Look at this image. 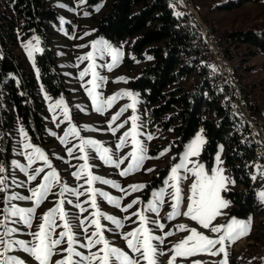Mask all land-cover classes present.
<instances>
[{"label":"snow or ice","instance_id":"6c2138e0","mask_svg":"<svg viewBox=\"0 0 264 264\" xmlns=\"http://www.w3.org/2000/svg\"><path fill=\"white\" fill-rule=\"evenodd\" d=\"M59 6L66 7L63 4ZM100 7L102 5L96 6L93 11H100ZM68 10L72 11V9ZM83 14L89 15L88 12ZM175 15L179 18L184 13L177 12ZM59 21L61 25L71 23L64 17H60ZM61 30L65 31V35L69 34L63 28ZM95 31L85 32L79 37L73 35L72 38L84 39ZM39 43V37H34L33 40L24 44L27 56L33 65H35L34 54L44 51L38 46ZM76 47L90 49L77 57L79 63L74 67L79 68L80 64L88 62L78 72V79L82 82L91 100L92 108L97 113L107 112L120 98L127 97L131 101L111 115L107 121V128L103 130L116 136L126 125L130 127L116 138L113 147L106 146L104 142L97 139L85 137L81 135L82 132L101 131V129L89 125L77 127L72 121L71 109L63 95L52 102L53 98L44 91L43 85H40L44 99L50 101L47 104V110L52 114L51 121L55 128L59 129L64 124L68 125L62 135L52 129L47 131L65 146L67 160L59 156L55 159L63 160L75 169L71 172V176L76 183L70 186L62 179L49 155L32 142L29 132L20 124L17 127L19 135L16 148L12 151L23 157V162L12 159L10 167L0 162V204H2L0 207V264H26L23 259L13 254L16 251L28 254L37 264H160V258L166 254L163 248L165 240L174 234L171 229L165 231L166 224L162 222L160 216L165 204L169 206L170 211L163 217V221L171 222L180 215H184L215 234L213 238L198 231L197 228H188L183 224L176 225L177 230L187 231L190 234L167 250L172 253L169 264H175L177 258L192 257L201 253L211 256L222 255L219 264H228V245L248 234L250 220L229 217V222L225 224H213L218 216L224 215L221 210L226 209L230 204V201L222 197V192L228 191V184H235L233 178L224 174L225 169L221 159L223 146H217V152L213 157L214 167L210 171L207 170L199 161L207 144L204 130L199 129L194 138L184 145V150L172 157L174 163L168 169V174L162 178L161 186L151 188L147 201L142 197H136L131 202L122 204V201L133 193L142 192L150 186L141 182L123 187L116 180L94 174L92 171L94 166L89 163L93 154L104 165L114 167L120 176L126 177L142 169L146 173L155 171L153 168L144 169V162L152 158L160 159L171 151L173 145H169L155 157L149 156L145 141H151L154 136L147 130L146 122L142 121L138 114V105L141 103L138 99L140 94L122 89L112 96H104L102 89L106 87L108 78L101 72H111L119 66L124 58L122 47L114 46L105 38L94 39L85 44H78ZM146 58L152 59L150 56ZM35 73L39 77L38 68H35ZM65 75L71 74L65 73ZM85 77L90 79L85 81ZM114 82L127 83L128 78L118 77ZM75 108L81 112L85 110L84 106L79 104L75 105ZM129 110L132 111V115L117 124L121 116ZM258 159H264V157H258ZM73 160L83 162L72 164ZM245 167L252 170L249 175L250 180L255 182L258 179H264V164L250 162ZM17 171L26 179L18 180ZM189 176L193 177V182L189 186V203L186 210L182 212L184 196L181 182L186 181ZM33 182H36L35 186ZM97 182L111 186L122 195L114 196L108 191L96 188ZM17 188L26 189L28 194H21L15 190ZM52 195L57 198L54 206L37 218L38 207ZM258 195L260 202L264 203V191ZM82 197L84 199H81ZM98 197L126 215L117 217L101 211ZM16 201H30L32 206H20L15 203ZM65 205L69 207L66 208ZM138 205L140 207H137ZM133 208L136 210L130 212L129 210ZM37 219L39 223L33 231V224ZM102 220L107 223H102ZM128 222L138 226L125 232L123 229ZM157 231L160 234H156ZM105 233L120 236L126 241V248L129 251L115 246ZM17 235H26L30 239H17ZM54 256L61 258L53 261ZM192 264H202V262L193 260Z\"/></svg>","mask_w":264,"mask_h":264},{"label":"trees","instance_id":"16d2710c","mask_svg":"<svg viewBox=\"0 0 264 264\" xmlns=\"http://www.w3.org/2000/svg\"><path fill=\"white\" fill-rule=\"evenodd\" d=\"M48 1L0 0V161L5 164L12 148L6 130L17 116L32 141L44 143L47 108L37 90V80L24 61L8 51V46L18 41V29H23L26 36L36 33L42 37L44 51L36 55L35 62L45 90L59 96L66 89L56 52L46 45L58 21V12ZM87 1L91 9L104 4L97 35L115 44L126 42L142 62L152 57V62L130 82L140 93L141 108L147 109L150 119L163 132H175L177 151L202 127L207 140L202 159L211 166L217 146L222 144L225 170L243 187L225 192L233 204L231 214L245 217L258 208L256 181L250 180L252 170L245 165L264 164V159H258L264 157V146L240 110L237 98H241L254 124L259 125L263 114L258 96L264 92V79L253 82L250 76L256 70L251 60L264 54V26L229 29L216 38L223 60L230 64V77L216 66L215 53L200 26L191 21L178 0ZM252 1L259 0L230 1L221 7L233 9ZM177 12L184 15L177 18Z\"/></svg>","mask_w":264,"mask_h":264},{"label":"rangeland","instance_id":"374dc122","mask_svg":"<svg viewBox=\"0 0 264 264\" xmlns=\"http://www.w3.org/2000/svg\"><path fill=\"white\" fill-rule=\"evenodd\" d=\"M230 1H237V0H186V2L185 0H178V2L187 10L192 22L198 24V22L195 20V14H196L197 20L201 21L205 25L204 30L206 32L208 39L207 43L209 44L212 50L215 49V51L214 50L213 51L215 53V59L217 61L216 66H218V68L221 70L223 74H228V75L232 73L231 67L227 61L223 60L219 47L217 46V44H215L216 38L220 34H222L223 32L229 29L252 27L256 25L264 26V0L247 2L242 6L235 7L233 9H227L221 7ZM48 4L58 12V21L53 25V30H52L53 35L51 38V42L47 43L46 45L54 49L56 52V63L59 70L61 71L63 83L66 88L61 95H63V97L66 100V103L71 109L72 121L77 125V127H81L83 125H89L97 129H101V131H84L81 133V135L85 137L97 139L99 141L104 142L106 146L113 147L116 142V138L123 131L128 130L130 125H126L124 129H121L120 132L116 134V136H113L110 132L104 131L103 129L107 128V121L111 118V115L115 114V112H117L123 105L130 103L131 101L127 97L120 98L114 103L112 108H110L105 113H97L92 108L91 100L88 97L85 88L82 86V82L78 79V72L82 70L87 65L88 62H84L80 64L79 68L74 67L75 64L79 63L77 57L88 52L90 49L77 48L76 45L85 44L94 39H99V38L107 39V38L101 35H97L96 31L93 32L92 35L84 37V39L72 38L73 35L79 37L82 36L85 32L97 30L98 19L104 13V4L103 5L100 4L102 5V7H100V11L98 12L93 11V9L96 6H94L93 9L89 8L87 0H83V2H81V0H49ZM61 4L65 5L66 7H60L59 5ZM68 9H72V11H69ZM84 12H88L89 15L85 16L83 14ZM60 17H64L66 21H70L71 23L70 24L65 23L61 25L59 21ZM62 28L66 30L69 34L65 35V31L61 30ZM200 29L202 34L205 33L203 32L204 30L201 27ZM210 29L212 32L210 31ZM25 34L26 32L23 29H18L17 30L18 41L14 44L9 45L8 51L12 52L20 60H23L29 72H31L34 75V77L37 80V90L41 96V99L45 102L47 108V104L50 101H46L43 97L40 88V85L42 83L40 81V77H37L35 73V68H37L36 62L35 65H33L31 59L27 56L26 50L24 48V44L29 40H33L34 37H39L40 43L38 46L43 48L42 37L36 33L31 34L29 36H26ZM107 40L110 41L109 39ZM111 43L114 46L122 47V50L124 52V58L122 59L119 66L115 67L111 72H107V71L101 72L102 75L107 76L108 78V83L106 87L102 89L104 96L105 97L112 96L116 92L122 89L131 90L135 93H139L138 91L133 89L130 82L131 80L137 78L141 74L143 67L146 64L151 63L152 59L146 58V60L142 62L139 58H137V56L131 53L126 42H121L119 44H115L113 42ZM38 53L39 52L34 54L35 59ZM0 56H2L1 49H0ZM133 57L135 59H132ZM128 58L131 59L129 60ZM251 64L256 65V70L250 76V80H252L253 82H258L261 79H264V54L261 53L255 56L251 60ZM65 73H69L71 75H65ZM118 77H126L128 78V82L127 83L114 82ZM88 79H90V77H85V81H87ZM43 89L44 91H46L44 87ZM48 94L53 98L52 102H54L56 99H59L61 96V95L53 96L50 93ZM138 99L142 101L141 95H139ZM1 100L3 107H6L4 94H1ZM258 100L262 108L263 115L260 119L259 125L255 124L251 126L253 127V130L256 134H257L256 126L259 129H261L262 133L264 134V92H262L258 96ZM77 104L84 106L85 109L84 112H81L80 110L75 108V105ZM138 114L141 116V120L146 122L147 130L150 131L154 136V138L151 141H145L147 144L149 156L155 157L157 153L168 148L169 145H173V147L171 148V151H169L165 156L161 157L160 159L152 158V159H147L144 162L143 165L144 169L153 168L155 169V171L146 173L142 169L141 171L135 172L126 177L120 176L118 174V170H116L114 167L104 165L103 162L95 158V154H93V158L89 160V163L94 166L92 168L94 174L104 178L116 180L123 187L141 182L146 183L150 186L149 188H146L142 192L133 193L131 196L124 199L122 201V204H127L136 197H142L145 201H147L149 198L148 193H150L151 188H156L161 186L162 178L168 174V169L174 163L172 157L177 156L178 153L184 150V147L180 151L176 150L177 144L175 143V140L177 136L175 132L172 129L169 130L168 132H163L157 126V124L150 119L149 112L147 111V109L143 110L141 108V103L138 105ZM51 115L52 114L48 110L44 115L45 130L43 131L42 134L44 143L37 144L33 141L32 142L40 146L42 149H44V151L49 155L50 159H52L53 166L60 173L62 179L66 181L70 186H74L76 181L71 176V172L74 171L75 169L72 168L68 163H65L63 160L55 159V157L59 156V157H63L64 160H67L66 148L59 142L58 138L52 137L47 131V129H52L53 131H56L59 135H62L63 130L68 125L64 124L61 126V128L56 129L53 122L51 121ZM130 115H132L131 110L124 113V115L121 116L120 120H118L116 123L117 124L121 123L124 119H126ZM20 124L23 125L21 119L17 116L14 119V124L9 129L6 130L7 136L12 141L10 159L8 163H6V166L8 167H10V161L12 159H17L23 162V157L16 155V153L12 151V149L16 148V140L19 135L17 132V127ZM199 129H203V128L201 127ZM257 137L259 140L258 134ZM192 138H194V136H192L186 142V144ZM221 159L223 161L222 166L225 169L224 148L221 154ZM199 161L203 163L205 165V168L209 171L214 167V162L210 166L207 164L206 160L202 159L201 156L199 157ZM82 162L83 161L73 160L72 164H79ZM161 174H162L161 179H158L157 177H160ZM224 174L226 176L231 177L226 172V170ZM16 177L18 180L26 179V177L23 174L19 173L18 171L16 172ZM153 181H155L154 184H152ZM192 182H193V177L191 176H189V178L186 181L181 182V187L183 188L182 194L184 196V201L181 208L182 212L186 210L187 205L189 203L188 201V197L190 195L189 186L191 185ZM35 183L36 182H33V186H35ZM95 187L104 191H108L110 194L114 196L122 195V193H120L118 190L112 189L111 186L104 185L99 182L95 184ZM227 187H228V191L238 190L243 188L242 186H239L236 183L234 185L228 184ZM15 190L19 191L21 194H25V195L28 194L27 190L24 188H17ZM256 191H257V200L259 202V207L251 211L245 217L231 214L233 204L226 197L225 192H222V197L225 200L230 201V204L226 209L221 210L224 213V215L218 216L216 220L213 221V224H225L229 222V217H234L245 221L250 220V231L248 232V234L242 236L234 243L228 245V264H264V203L260 202L258 195L261 191H264V179H258L256 181ZM56 199L57 198L54 195L49 196L48 199L45 200L38 207L36 212L37 218H39L50 208H52L54 206ZM81 199L84 198L82 197ZM97 200L101 211L109 215H115L117 217H123L124 215H126L116 207L109 205L106 201L101 200L99 197L97 198ZM15 203L25 207L32 206V202L30 201H16ZM0 207H2V204H0ZM65 207L68 208L69 206L65 205ZM137 207L140 206L138 205ZM135 210L136 209L133 208L130 209L129 211L131 212ZM72 211H75V209H72ZM90 211L92 210L90 209ZM168 211H170V208L167 204H165L164 208L161 210L160 216L162 222H165L166 224L165 231L171 229L174 232V234L170 237H167L165 240V244L163 248L166 254L160 258V264H169V259L172 253L168 252L167 250L172 245L181 241L187 235L190 234L187 231L177 230L176 225L183 224L186 225L188 228H197L198 231L203 232L204 234L209 235L210 237L214 238L215 236V234L211 233L210 230L204 229L201 225L198 224V222L192 221L190 217H186L184 215H180L171 222L163 221V217L166 215ZM85 215H87V213H85ZM133 219H135V217ZM37 223H39V219H37L34 222L33 231L35 230ZM102 223H107V222L102 220ZM109 226L111 225L109 224ZM137 226H138L137 224H132L131 222H128L126 223V226L123 229V231L125 232L131 231L133 228ZM156 234H160V233L157 231ZM105 235L110 241L114 243L115 246L120 247L125 251H129L126 248V241L122 239L120 236L110 233H105ZM16 238L30 239V237L26 235H17ZM13 254L23 259L26 262V264H37L34 258L29 257L28 254L22 251H16ZM60 258H61L60 256H54L53 261ZM221 259H222V255L211 256L208 254L201 253L192 257L177 258L175 264H192L193 260H199L202 262V264H204V262H207V264H213V262H215V264H219V261Z\"/></svg>","mask_w":264,"mask_h":264},{"label":"water","instance_id":"95a60500","mask_svg":"<svg viewBox=\"0 0 264 264\" xmlns=\"http://www.w3.org/2000/svg\"><path fill=\"white\" fill-rule=\"evenodd\" d=\"M185 2H186V0H185ZM195 20L198 22V24L200 25V27L202 29L205 27V25L201 21L197 20L196 14H195ZM203 35H204L205 40L208 42L206 32L203 33ZM229 75L231 77L232 73H230ZM237 102H238V106H239L240 110L242 111L243 115L250 121L251 125H254L253 121H252V118H251L250 114L245 110L240 97L237 98ZM256 131H257V134L259 136L260 143L264 145V134L262 133L261 129H259L257 126H256Z\"/></svg>","mask_w":264,"mask_h":264},{"label":"built area","instance_id":"2783aa9c","mask_svg":"<svg viewBox=\"0 0 264 264\" xmlns=\"http://www.w3.org/2000/svg\"><path fill=\"white\" fill-rule=\"evenodd\" d=\"M203 30H204V28H203ZM203 32H205V30ZM213 50L215 51V49H213Z\"/></svg>","mask_w":264,"mask_h":264}]
</instances>
